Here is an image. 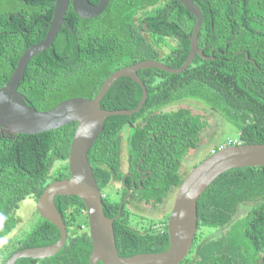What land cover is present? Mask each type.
I'll return each mask as SVG.
<instances>
[{
    "label": "trees",
    "instance_id": "1",
    "mask_svg": "<svg viewBox=\"0 0 264 264\" xmlns=\"http://www.w3.org/2000/svg\"><path fill=\"white\" fill-rule=\"evenodd\" d=\"M194 3L202 13L197 46L211 59L196 56L180 74L139 70L137 76L147 91L145 103L130 117L106 118L88 152L105 216L114 218L121 209L112 224L120 257L167 249L168 217L156 227L152 222L137 227L130 222L126 205L132 199L158 205L177 189L182 159L197 148L207 127L206 120L188 108H162L186 99L201 102L237 127V143L264 144V0ZM53 6L54 0H0V87L23 51L44 38ZM194 21L179 0H110L101 15L87 20L69 5L53 44L30 60L17 91L33 109L48 111L69 98L92 99L110 74L140 61L179 68L187 58ZM177 37L179 43L173 47L170 41ZM141 94L139 85L120 78L100 106L132 110ZM75 128V123H68L32 135L0 129V241L16 229L14 213L20 202L27 198L36 202L51 182L68 178ZM123 131L127 172L132 177L123 179L126 186H120L118 201H113L103 191L111 182L121 184ZM54 162L60 165L52 177ZM247 203L251 205L245 215L235 219L238 208ZM54 204L66 227L65 245L49 258H21L15 264H89L91 242L83 203L75 196H57ZM196 218L192 247L180 264H264V167L220 174L198 198ZM81 225H86L85 231ZM201 227L224 232L198 240ZM58 238V230L42 219L25 237L7 241L4 248L9 251L2 252L0 264L18 250L48 246Z\"/></svg>",
    "mask_w": 264,
    "mask_h": 264
},
{
    "label": "water",
    "instance_id": "2",
    "mask_svg": "<svg viewBox=\"0 0 264 264\" xmlns=\"http://www.w3.org/2000/svg\"><path fill=\"white\" fill-rule=\"evenodd\" d=\"M110 0H98L96 5L87 0H54L53 14L44 38L23 51L8 81L0 87V129L11 134L32 135L75 123L67 157L69 176L56 180L45 187L35 205L42 219L50 222L59 232L53 244L42 247L25 248L14 252L4 264H15L18 259L40 260L57 254L67 240L66 227L58 213L54 199L57 196H75L85 207L87 232L91 242L89 264H180L189 253L196 232V203L207 187L222 173L244 167H264V144L228 145L212 152L185 176L177 187L172 208L167 218L168 247L159 253L136 254L120 257L116 250L113 222L105 216L102 196L94 178L88 159V152L103 130L104 121L110 116H132L137 113L147 99V91L137 72L156 69L168 74H180L192 63L196 56L203 55L197 46L202 25V13L194 0H179L180 4L194 17L195 21L189 38L187 58L179 68H170L156 60H144L123 67L110 74L98 93L92 98H69L48 111H37L30 107L25 97L17 91L27 65L36 55L47 50L54 42L69 7L81 19H92L101 15ZM144 28H146L144 26ZM120 78H129L140 86L142 94L136 108L132 110H103L100 102L112 84ZM126 175H123L122 180ZM132 177V176H131Z\"/></svg>",
    "mask_w": 264,
    "mask_h": 264
},
{
    "label": "rangeland",
    "instance_id": "3",
    "mask_svg": "<svg viewBox=\"0 0 264 264\" xmlns=\"http://www.w3.org/2000/svg\"><path fill=\"white\" fill-rule=\"evenodd\" d=\"M178 108H188L192 113L201 115L207 122V127L201 133V140L197 148L189 150L187 155L182 159L179 175L181 180H183L190 170L202 159L208 156L209 153H211L216 147H225L228 145L229 141L237 142L238 129L230 122H225L224 118L219 113L212 111L203 103L192 101L191 99L170 104L161 110L173 111ZM125 136L126 131H123L121 134V170L123 172L126 170ZM59 165L60 164L58 162H54L51 168V173L53 172L52 177L55 176L54 170L58 169ZM176 191L177 189L170 192L167 197L158 205H146L143 202H138L135 199L130 200L126 205L130 222L132 224H137V227L146 226L147 223L152 222L153 225H151V227H156L159 224L158 221H162L168 217L174 202ZM120 193V185L117 182H111L109 186L103 191V194L113 201H118ZM250 205V203H247L239 207L235 214V219L243 217L248 206ZM14 215L17 219V227L13 232L10 233L8 237L0 241V256L2 255L3 251L5 253L9 251V249L4 248L8 240H14L20 235L25 237L31 233L42 220L41 216L36 210L34 200L29 198L19 203V208L15 211ZM80 220H82V218H80L79 221ZM222 232H224V229L222 230L217 228L214 229L201 227L198 240H201L206 236L220 235Z\"/></svg>",
    "mask_w": 264,
    "mask_h": 264
},
{
    "label": "flooded vegetation",
    "instance_id": "4",
    "mask_svg": "<svg viewBox=\"0 0 264 264\" xmlns=\"http://www.w3.org/2000/svg\"><path fill=\"white\" fill-rule=\"evenodd\" d=\"M107 8V7H106ZM149 7H147V9H148ZM15 15V14H14ZM190 41V40H189ZM170 43L172 44V46L173 47H176V45L179 43V38L177 37V38H174L173 40H171L170 41ZM190 43V42H189ZM161 51V50H160ZM161 53H163L162 51H161ZM162 55V54H161ZM127 168H128V166H127V162H126V170L124 171V175H126L125 176V178L126 177H131V175L127 172ZM122 171V170H121ZM121 183H122V185L121 184H119L120 186H126V185H124L123 184V180L121 181ZM133 186V189H136V187H135V185H132ZM130 194H131V190L130 189H127V196H126V200H129V198H130ZM36 203V202H35Z\"/></svg>",
    "mask_w": 264,
    "mask_h": 264
},
{
    "label": "built area",
    "instance_id": "5",
    "mask_svg": "<svg viewBox=\"0 0 264 264\" xmlns=\"http://www.w3.org/2000/svg\"><path fill=\"white\" fill-rule=\"evenodd\" d=\"M235 145H238L239 143L237 142H234ZM81 230L82 231H85L86 230V225H81Z\"/></svg>",
    "mask_w": 264,
    "mask_h": 264
}]
</instances>
